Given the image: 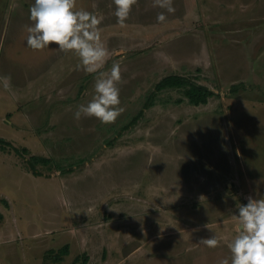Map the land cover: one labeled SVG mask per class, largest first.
Here are the masks:
<instances>
[{"label":"rangeland","instance_id":"obj_1","mask_svg":"<svg viewBox=\"0 0 264 264\" xmlns=\"http://www.w3.org/2000/svg\"><path fill=\"white\" fill-rule=\"evenodd\" d=\"M33 4L0 0V136L22 153L0 149V264H231L239 206L264 199V0H173L163 23L138 0L123 27L113 0H76L102 17L100 72L121 66L111 124L74 118L100 72L27 46ZM170 74L218 94L157 91ZM33 154L52 160L37 175Z\"/></svg>","mask_w":264,"mask_h":264},{"label":"clouds","instance_id":"obj_2","mask_svg":"<svg viewBox=\"0 0 264 264\" xmlns=\"http://www.w3.org/2000/svg\"><path fill=\"white\" fill-rule=\"evenodd\" d=\"M117 23L124 26L138 0H113ZM153 7L165 9L157 14V22L166 20V13H174L173 0H153ZM29 19L27 46L43 50L52 44L63 52H73L80 59L78 68L86 73H97L104 67L109 50L101 42L99 25L102 17L95 12L78 10L76 0H34ZM5 89L10 88L11 77L4 78ZM123 83L122 70L118 63L112 65L106 76L100 72L95 83L96 95L80 105L74 118L96 117L104 124L114 123L124 111L120 107L119 84ZM238 234L229 244L231 264H264V199L248 197L246 204L238 208ZM209 248H216L220 241L213 235L200 241ZM219 264H229L223 259Z\"/></svg>","mask_w":264,"mask_h":264},{"label":"trees","instance_id":"obj_3","mask_svg":"<svg viewBox=\"0 0 264 264\" xmlns=\"http://www.w3.org/2000/svg\"><path fill=\"white\" fill-rule=\"evenodd\" d=\"M156 89L157 91L166 89H180L183 91L185 97H187L189 102L194 105L207 104L211 98L218 94L208 85L202 84L197 80L179 74H170L165 76L157 83ZM137 118L138 116H136L135 120ZM8 148H14L15 150H17V152H20V150L12 145L9 140L0 136V149L7 150ZM24 150L26 151L27 149L24 148ZM51 161L52 160L50 158L42 155L33 154L29 157V162L31 163H29L30 167L32 169V172L36 175L40 174L38 170L39 165H50ZM60 252V254L55 255V259L57 262L63 261L64 256L69 254V245L66 244L61 247ZM76 259H78V257ZM84 264H86V260Z\"/></svg>","mask_w":264,"mask_h":264},{"label":"crops","instance_id":"obj_4","mask_svg":"<svg viewBox=\"0 0 264 264\" xmlns=\"http://www.w3.org/2000/svg\"><path fill=\"white\" fill-rule=\"evenodd\" d=\"M8 8H9V7H8ZM4 9H6V8H4ZM4 9H3V10H4Z\"/></svg>","mask_w":264,"mask_h":264}]
</instances>
